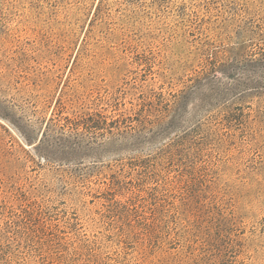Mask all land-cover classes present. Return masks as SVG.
Listing matches in <instances>:
<instances>
[{
  "label": "rangeland",
  "instance_id": "obj_1",
  "mask_svg": "<svg viewBox=\"0 0 264 264\" xmlns=\"http://www.w3.org/2000/svg\"><path fill=\"white\" fill-rule=\"evenodd\" d=\"M0 264H264V0H0Z\"/></svg>",
  "mask_w": 264,
  "mask_h": 264
},
{
  "label": "trees",
  "instance_id": "obj_2",
  "mask_svg": "<svg viewBox=\"0 0 264 264\" xmlns=\"http://www.w3.org/2000/svg\"><path fill=\"white\" fill-rule=\"evenodd\" d=\"M91 122H95V121H93V119L89 116V123H91ZM94 124V123H93ZM90 128H92V127H97V125H94V126H89Z\"/></svg>",
  "mask_w": 264,
  "mask_h": 264
}]
</instances>
